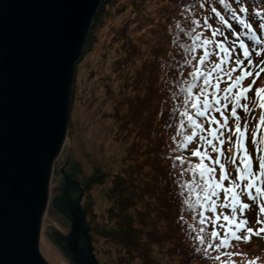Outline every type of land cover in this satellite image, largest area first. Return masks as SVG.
I'll return each instance as SVG.
<instances>
[{"label":"trees","instance_id":"obj_1","mask_svg":"<svg viewBox=\"0 0 264 264\" xmlns=\"http://www.w3.org/2000/svg\"><path fill=\"white\" fill-rule=\"evenodd\" d=\"M240 2L250 8L244 15L252 16L255 26L260 21L255 13L261 10V0ZM201 3L204 0H101L74 65L75 73L79 62L98 43L106 21L115 12H124L125 17L120 16L115 26L109 24L102 40L106 46L98 54L106 56V51H111L108 71L100 75L102 87L97 98L109 100V105L112 100L110 111L104 115L114 123L111 136L118 147L116 160L108 166L91 165V173L84 176H80L72 155H67L66 161L82 189L80 203L88 235L94 253L104 258L102 264H219L220 257H214L225 250H214L211 258L205 257L195 240L199 219L183 204L185 199H195L181 187L192 180V175H181L179 162L173 164L176 156L199 163L191 156L199 140L180 151L173 137L177 141L183 138L184 133L177 134L180 117L176 110L183 109L184 96L178 87L183 86L181 73L187 81L191 71L190 66L180 67L185 59L180 45L191 46L192 19L211 15V7H222L219 0H208L209 7L201 10ZM212 23L218 26L219 20ZM237 30L244 35L242 25L232 29ZM253 35L246 39L252 40ZM204 36L210 37V32ZM259 36L264 37V22L260 23ZM215 59L210 57L206 67ZM93 73L92 68L89 75ZM80 84L77 73L73 74L69 112L81 93ZM87 96L91 100L89 92ZM69 129L68 123L67 133Z\"/></svg>","mask_w":264,"mask_h":264},{"label":"water","instance_id":"obj_2","mask_svg":"<svg viewBox=\"0 0 264 264\" xmlns=\"http://www.w3.org/2000/svg\"><path fill=\"white\" fill-rule=\"evenodd\" d=\"M101 0H0V264H50L39 248L52 166L65 140L74 72ZM53 204L64 248L97 264L82 189L62 172Z\"/></svg>","mask_w":264,"mask_h":264},{"label":"snow or ice","instance_id":"obj_3","mask_svg":"<svg viewBox=\"0 0 264 264\" xmlns=\"http://www.w3.org/2000/svg\"><path fill=\"white\" fill-rule=\"evenodd\" d=\"M219 5L222 6L219 10L211 7V15L190 21L193 33L191 46L180 45L185 55L180 67L190 66L191 71L187 81L183 80L181 73L183 86L178 87V92L184 96L183 109L176 110L180 117L177 134L184 133L183 138L177 141L173 137L180 151L186 150L194 140H199L191 151V156L196 157L199 163L176 156L173 164L179 162L181 175L184 172L192 175V180L181 187L195 199H185L183 204L199 219L200 229L195 240L206 258H211V253L221 248L225 251L220 255H239L226 251L232 239L247 242L253 234H264V86L255 87L254 103L248 102L249 92L264 72V60L256 63L253 59V55L264 56V37L259 36L260 23L264 22V0L258 5L261 10L255 13L260 17L255 26L251 22L252 16L244 15L250 13V8L240 0H231V3L219 0ZM208 7V0L199 5L201 10ZM221 12L227 14L222 15ZM213 19L219 20L218 26L213 25ZM236 25L243 26V36L240 30L232 31ZM205 32H210V37L204 36ZM249 35H253L252 40L246 39ZM212 56H215V61L211 67H206ZM248 77H252V83L244 86L243 82ZM241 109L246 117L251 116L255 120L250 132L255 155L248 148L249 122L246 118L241 123L238 114ZM257 110L258 118L255 116ZM230 118L234 121L231 126ZM226 143L229 145L227 153L223 147ZM211 153H215V157ZM222 158L230 159L234 178ZM244 197L257 203L259 212L256 222L260 227L255 230L247 226L249 221L244 213L249 210L250 204L245 202ZM241 231L246 234L241 236ZM201 248L196 251H201ZM214 258L219 259V256Z\"/></svg>","mask_w":264,"mask_h":264},{"label":"rangeland","instance_id":"obj_4","mask_svg":"<svg viewBox=\"0 0 264 264\" xmlns=\"http://www.w3.org/2000/svg\"><path fill=\"white\" fill-rule=\"evenodd\" d=\"M120 16L125 17V13L122 12L121 14H118L115 12L112 19L106 21L103 32L100 37H98V43H95L92 52H89L88 56L79 62L77 65L78 68L75 72L77 73L78 81H81L79 86L81 93L77 101L73 103L70 112H68L70 129L68 133L66 130L67 137L65 135L62 148L53 162L49 184V198L41 223L39 248L44 258L50 264H78L71 259L65 250L64 242L61 239L69 232V221L56 210L53 204V201L59 194L63 184L62 172L71 175L72 179H74L73 181L79 184L77 181L78 178L73 175L72 166L66 163L67 155H72L74 157V161L78 164L81 171L80 176L90 174L92 167L101 165L108 166L109 164L114 163V159L116 160L117 157L116 154L118 152V147L116 143H114V139L112 140L111 136L113 133V128L111 129V127H114V123L112 121V124H110V118L104 115V113L110 111L112 100L109 105V100L101 101V99L98 100L97 97L102 87V80H99L101 79L100 75L105 74L106 71H108V65L111 58V51L108 53V50L106 51V56L105 54L98 55L103 49V45L106 46V42L104 44L102 43V40L104 39L103 36L107 35V30L110 26L109 24H114L115 26ZM103 51H105V49ZM98 56L99 58L97 60ZM102 58L104 59L103 61ZM253 59L256 63H259L260 60H264V56L256 57L253 55ZM92 68L94 69V73L89 75V71ZM75 73L73 72V74ZM97 73L99 74L97 75ZM238 74L239 73H237V75ZM250 81L252 82V77H250ZM243 85L246 86V79L243 82ZM262 86H264V72H262L260 77L256 79L253 89L248 94L249 103L254 102L255 87ZM87 92L92 95L91 100L88 99ZM114 104H116V100H114ZM244 116L245 114L241 115L242 118H244ZM248 122L249 128L252 129L255 122H252L251 120H248ZM227 151L228 146L226 153ZM80 205L82 206V203H80ZM257 210H259L258 206ZM250 225L251 221H249L247 226L251 227ZM245 234L244 231H241L240 235L243 236ZM252 242L257 244L260 243V240H253ZM253 243L245 245H243V243H238V245L232 243L231 246L226 249L228 253H239V255H220L222 251H219V264H251L255 258L254 255L248 254L247 252L254 249L255 246ZM224 251L225 250H223V252ZM92 253L97 264H102L104 258L100 257L98 254L96 255L93 251V247ZM261 259H264V252L261 254Z\"/></svg>","mask_w":264,"mask_h":264}]
</instances>
